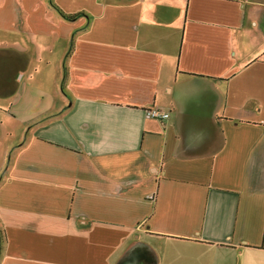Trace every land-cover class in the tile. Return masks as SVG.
Masks as SVG:
<instances>
[{
	"label": "crops",
	"instance_id": "1",
	"mask_svg": "<svg viewBox=\"0 0 264 264\" xmlns=\"http://www.w3.org/2000/svg\"><path fill=\"white\" fill-rule=\"evenodd\" d=\"M0 105V264H264V0H0Z\"/></svg>",
	"mask_w": 264,
	"mask_h": 264
},
{
	"label": "rangeland",
	"instance_id": "2",
	"mask_svg": "<svg viewBox=\"0 0 264 264\" xmlns=\"http://www.w3.org/2000/svg\"><path fill=\"white\" fill-rule=\"evenodd\" d=\"M52 107L53 105H14L13 109L8 112V105H0V118L4 119V125L1 126V129L8 130L12 137L17 140L23 128L20 125L21 121H30L39 116L43 110ZM2 145L3 147L6 146V144L0 143V150Z\"/></svg>",
	"mask_w": 264,
	"mask_h": 264
},
{
	"label": "built area",
	"instance_id": "3",
	"mask_svg": "<svg viewBox=\"0 0 264 264\" xmlns=\"http://www.w3.org/2000/svg\"><path fill=\"white\" fill-rule=\"evenodd\" d=\"M168 113L161 112L156 109H152L147 112L146 117L152 118V119H158V120H165L168 118Z\"/></svg>",
	"mask_w": 264,
	"mask_h": 264
},
{
	"label": "trees",
	"instance_id": "4",
	"mask_svg": "<svg viewBox=\"0 0 264 264\" xmlns=\"http://www.w3.org/2000/svg\"><path fill=\"white\" fill-rule=\"evenodd\" d=\"M60 13L67 20H74L78 16H81L79 14L78 15H66V14L62 13L61 11H60ZM3 243H4V236H3L2 227L0 225V246H1V248H3V245H4Z\"/></svg>",
	"mask_w": 264,
	"mask_h": 264
}]
</instances>
